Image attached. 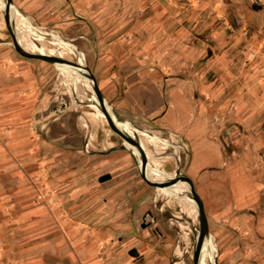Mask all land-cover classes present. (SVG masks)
<instances>
[{
    "label": "rangeland",
    "instance_id": "rangeland-1",
    "mask_svg": "<svg viewBox=\"0 0 264 264\" xmlns=\"http://www.w3.org/2000/svg\"><path fill=\"white\" fill-rule=\"evenodd\" d=\"M66 1L70 24L63 27ZM14 5L19 9L14 11L26 18L28 36L35 34L45 47L61 51L55 54L63 58L85 63L93 74L94 59L112 40L133 43L144 34L149 17L157 16L164 37L152 50H160L167 66L184 76L193 74L208 88L215 134L224 152L264 162V0H47L34 15ZM51 5L59 6L57 14ZM3 8L0 0V51L47 69L54 89L49 107L38 111L45 115L43 123L24 118L22 133L31 141L16 159L18 170L3 178L9 188L24 189V203L9 208L8 218L13 219L0 233V264H193L200 224L197 208L190 212L179 203L195 202L184 184L177 182L181 191L147 184L133 155L121 148L123 139L92 104L95 95L82 75L20 55ZM73 76L82 100L73 94ZM199 97L205 100L206 94L199 92ZM98 121L103 129L97 130ZM106 131L112 148L103 145ZM175 146L145 144L151 154L150 176L167 180L177 167L186 174L188 156ZM92 151L97 155L91 156ZM105 174L111 179L100 182ZM208 208L205 204L206 212ZM23 210L35 213L18 221ZM212 235L205 238L204 263L220 264L221 238Z\"/></svg>",
    "mask_w": 264,
    "mask_h": 264
},
{
    "label": "crops",
    "instance_id": "crops-1",
    "mask_svg": "<svg viewBox=\"0 0 264 264\" xmlns=\"http://www.w3.org/2000/svg\"><path fill=\"white\" fill-rule=\"evenodd\" d=\"M13 2L34 15L47 0ZM66 3L68 9L61 12L63 27L70 24V3ZM58 7L51 5L50 10L57 14ZM156 17H149L143 25L144 34L133 38V43L119 38L98 53L93 64L98 86L107 102L136 129L145 149L146 143L159 148L163 141L168 143L164 149L176 145L188 156L184 171L201 189L204 206L210 205L206 212L209 228L221 238L220 264H264V162L252 163L245 154L224 152L215 134L208 88L204 89L193 74L184 76L182 71L167 66L159 56L160 50H152L153 44L161 43L164 37ZM50 75L38 63L0 51V233L13 219L8 218L12 214L9 208L24 203V189L9 188L3 178L18 170L16 159L31 141L28 133H22L24 118L34 117L43 123L45 115L38 111L53 101ZM199 92L206 94L205 100L200 99ZM95 124L97 130L103 129V123ZM147 133L160 139L159 144L148 140ZM103 143L113 147L109 131ZM91 154L96 156L97 151ZM34 213L23 210L17 220ZM210 254L214 255V249Z\"/></svg>",
    "mask_w": 264,
    "mask_h": 264
},
{
    "label": "water",
    "instance_id": "water-1",
    "mask_svg": "<svg viewBox=\"0 0 264 264\" xmlns=\"http://www.w3.org/2000/svg\"><path fill=\"white\" fill-rule=\"evenodd\" d=\"M14 5L13 0H5V6L3 9L4 20L6 27L11 35L12 44L15 50L22 56L26 58H33V59H40L50 63H57V62H65L71 64L73 66H77L83 69V74L92 81V89L95 95L96 100L94 101V105H96L104 114L105 120L109 125L110 129L118 134L122 139L124 144L121 146L123 149H128L130 153L133 155L134 161L138 166L140 176L142 179L149 185L155 186L157 188L160 187H167L170 185H174L177 182H183L188 184L189 186V194L192 199L195 201L196 208H197V216L199 220V230H195L196 241L193 250V264H200V255L204 240L208 237L210 233L209 222L207 218V214L205 211V206L203 199L201 198L200 194L196 191L194 182L192 179L183 174L180 170V167H177L175 171V175L170 177L166 181H154L147 177L146 171L150 165L148 161V156L146 151L140 141L139 136L137 135L136 131H134V135L132 136L128 131L122 129L117 123H123L126 120L119 115V113L107 102L105 99L102 91L100 90L97 79L95 75L91 72L88 65L78 63L76 61H72L63 57H59L56 55H48L43 53H36L30 52L24 49L16 38V34L14 32L15 22L12 15V6ZM109 107V108H108ZM134 128V127H133ZM135 129V128H134ZM136 148L138 155L133 151ZM111 179L110 174H105L99 177L100 182H104ZM132 255H135V250L130 251ZM216 263V260L214 261Z\"/></svg>",
    "mask_w": 264,
    "mask_h": 264
},
{
    "label": "bare ground",
    "instance_id": "bare-ground-1",
    "mask_svg": "<svg viewBox=\"0 0 264 264\" xmlns=\"http://www.w3.org/2000/svg\"><path fill=\"white\" fill-rule=\"evenodd\" d=\"M3 5L5 6V0H1ZM14 7L12 6V14L16 17V18H13L14 19V22H15V28L17 29L16 31H18L17 35H16V38L18 40V42L20 43V45L24 48V49H27L28 51V48H36V50H30V52H35V51H39V53H43V54H48V55H56V56H59L57 54L61 53V51H58L57 49L55 48H47L45 47L44 45H42L40 41L37 40V38L35 37V34H31L30 36H28V31H27V23H26V18L24 17V15H22L20 12H17V11H14L13 9ZM4 9V8H3ZM15 32V31H14ZM16 34V33H15ZM28 38L29 41H34L35 43H32V42H28V41H25L24 39L25 38ZM23 39V40H22ZM71 44V43H69ZM72 45V44H71ZM48 51V53L46 52ZM55 51H57V54H55ZM37 53V52H36ZM62 54V53H61ZM59 57H62V56H59ZM55 66L57 67H62V70L63 71H66L67 73H70L71 71L70 70H73L77 73H80L83 77V79L86 81V86L87 87H91L92 89V81L90 79H88L84 74H83V69L80 68V67H77V66H73L71 64H68V63H65V62H57V63H54ZM67 68V69H66ZM62 72V71H61ZM77 80V79H76ZM75 80V77L73 76L72 77V81H73V88H72V91H73V94L80 100H82V94L80 93V90L78 89L77 85H79L78 82H76ZM93 91V89H92ZM94 93V92H93ZM94 105V101L92 103ZM96 108H98L96 105H94ZM109 108V107H108ZM99 109V108H98ZM100 110V109H99ZM101 111V110H100ZM102 112V111H101ZM103 114V113H102ZM104 115V114H103ZM122 129H125L126 131H128L132 136L134 135V131H136V129H134L130 124L129 122L125 121L123 123H117ZM137 133V131H136ZM148 134V133H147ZM151 139V138H149ZM141 140V139H140ZM151 141H154L155 143L159 144L160 142V139H151ZM165 143V144H164ZM164 144V145H163ZM167 142H163L162 141V145H160L159 148H165ZM143 145V144H142ZM176 147V146H175ZM177 148V147H176ZM133 151L138 155V152L136 150V148L133 149ZM147 156L148 158L151 157V154L150 153H147ZM166 155V154H165ZM164 155V156H165ZM164 158H168L167 156L166 157H163ZM151 160V159H150ZM154 161V160H153ZM155 162H158V161H155ZM154 162V163H155ZM146 174H147V177L151 180H154V181H164L166 179H162V178H157V177H152L150 176L149 174V171L147 170L146 171ZM174 176V175H173ZM171 176V177H173ZM169 179V178H168ZM183 183V182H182ZM184 186L186 187V189L189 191V186L188 184L186 183H183ZM177 186H179L177 183H176V186L175 185H170V186H167V187H162V188H165V189H170L172 191H181V190H178L177 189ZM180 187V186H179ZM182 196H188V195H183V193H181ZM189 197L190 194H189ZM192 198V197H191ZM179 203L180 205L182 206V208L185 210V209H188L190 212L192 211H195L196 210V204L195 202H192L190 200H187V199H180L179 200ZM206 240H204V243H203V246H202V250H201V255H200V264H205L204 261H205V257H206V254H207V249H206ZM212 251V250H209V252Z\"/></svg>",
    "mask_w": 264,
    "mask_h": 264
}]
</instances>
